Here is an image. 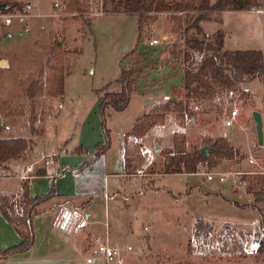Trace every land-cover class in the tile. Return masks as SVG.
<instances>
[{
  "label": "rangeland",
  "instance_id": "rangeland-1",
  "mask_svg": "<svg viewBox=\"0 0 264 264\" xmlns=\"http://www.w3.org/2000/svg\"><path fill=\"white\" fill-rule=\"evenodd\" d=\"M67 1L0 0V4H3L0 14L14 16V24L11 26H5L0 18V61H7V65L0 64V109L3 105H9L12 109L22 106L21 103L27 101L28 86L38 75L42 77V87L45 86V62L57 43L73 52L80 50L79 53H70L65 61L64 99L61 102L52 101L53 109L46 99H37L35 103L37 116H40L42 122L41 125L38 122L36 127L39 131L40 128L44 130V137L38 143L36 153L40 157L53 155L55 148L59 149L66 142H69L66 148L71 152L79 146L76 141L81 140L93 153L77 154L74 151L60 154L66 164L74 169L79 167L76 169L79 170L88 160L87 156H90L89 161L94 159V145L99 144L100 140L96 137L101 132L100 124L95 127L99 122L98 108L97 111L93 110L96 95L102 92L104 96L119 90L120 85L113 86L119 78L122 65L130 66L132 63L131 58L124 60L125 55L137 45H147L150 36L147 33L145 38L143 32L146 28L140 35L138 14L125 13L124 0H103L99 7L102 14L91 11V4L97 0H88V11L83 15L69 13ZM168 1L173 3L181 0ZM56 2L59 6L55 5ZM196 15L197 12H184V25L187 26ZM174 25L172 13L164 12L149 26V29L155 30L156 37L169 35L170 38L169 43H166V38L162 42L163 50L157 68L147 70L145 77L140 79V90L147 88L148 92L161 87L159 85H162L160 81L163 78L168 82L163 70L167 69L171 78L172 75L175 77L178 67L183 68L178 60L169 62L171 65L166 63L169 47L173 43L183 44V34L175 32ZM202 26L210 36L218 29L228 31L231 37L226 41V48L230 50L262 48L264 44L262 17L252 10L212 13L211 20L203 21ZM26 28L29 31L26 32ZM196 57L199 60L201 54L196 53ZM245 87L251 90L250 102L243 105L237 99L226 107L222 115L217 113V107L194 100H191L190 107L199 116L197 121L187 119L184 124H180L175 114L169 115L166 121L173 117L174 122L161 126L155 135L164 145L159 141L152 143L157 150H151L152 159L149 161V157L145 158L139 149L138 154L142 159L133 162L127 177L119 176L120 172L127 173L119 152V133L130 126L143 111L141 101L135 94L127 111L109 110L108 124L113 137L107 168L111 174L107 180L109 200L97 194L91 209L90 225L81 233L66 234V238L50 226L37 227L33 249L17 254L12 259H0V264H107L98 254V243L94 242L96 238L100 242L108 239L110 245L122 252V263L114 258L108 264H264V253L261 250L264 243V218L261 219L258 212L259 209L264 217V202L256 203L252 194L264 193V144L260 146L258 143L253 118L254 112H259L264 123V82L256 79L249 82V85L245 84ZM105 88L107 90L102 91ZM24 106L27 108L29 102ZM233 111H237V116L228 130L236 136L235 144L240 145L237 147L241 154L235 159L236 162L227 161L221 167L209 171L201 168L197 173L201 175L161 174V151L166 149L165 145H172L174 131H178L175 124L184 126L182 131L186 133L183 137L185 139L181 140L180 137L184 144L189 141L193 144L191 148L200 147L206 137L217 139L228 134L225 123ZM87 112H92L87 120L88 132L82 134L80 125L85 121ZM0 121L6 127L9 118L1 116ZM196 125L201 129L200 136L197 135ZM192 131L196 136L191 141ZM73 133L76 134L74 141L71 140ZM72 171L73 168L69 173ZM204 173L211 174L213 180L202 175ZM224 173H229L230 179L222 182L220 175ZM54 177L56 182L58 176H52L49 180L39 178L38 186L33 190L34 195L49 194ZM1 183L12 189L17 182L12 178ZM61 184L62 187L65 185ZM93 196L83 199L89 201ZM81 198L75 197L73 204L79 203ZM73 204V210L82 209L80 205ZM198 219L212 224L214 232L209 244L196 242L194 250L188 252ZM226 229L250 230L259 235L244 239V257L214 256L211 251L227 241Z\"/></svg>",
  "mask_w": 264,
  "mask_h": 264
},
{
  "label": "trees",
  "instance_id": "trees-1",
  "mask_svg": "<svg viewBox=\"0 0 264 264\" xmlns=\"http://www.w3.org/2000/svg\"><path fill=\"white\" fill-rule=\"evenodd\" d=\"M259 5V0H181L170 3L168 0H124V12L138 14V26L140 35L145 26H150L159 18L160 13L171 12L175 22L173 30L182 32L183 44L173 43L169 47L166 63L178 60L183 67L181 86L170 85V91L176 96L166 102L158 103L143 115L137 126L125 135L124 166L126 174H129L133 162L142 157L139 155L140 140L144 138L154 127L166 124L169 115L175 114L176 120L184 124L185 120L196 121L197 114L190 107L191 100L199 103L210 104L217 107L219 115L224 114L226 107L237 99L243 105H247L252 93L246 89L245 84L256 79L264 78V51L262 49L228 50L225 48L227 33L224 29H218L212 36L208 35L203 26V21L211 20L212 13H222L228 10L250 11ZM88 0H68L67 11L69 13L83 15L88 11ZM184 12H197L194 19L185 26ZM194 31V33H191ZM140 49L137 45L124 57L132 59L130 66L122 65L117 83L121 85L119 92L106 93L99 105L101 118V130L103 141L95 147V157L85 163L80 171L103 157L112 147V130L108 124V111L123 112L130 104L132 96L139 92V82L145 77L147 70H155L158 59L151 58L154 52L162 51L161 48ZM80 50L70 51L64 45L57 43L52 55L45 62L46 77L45 86L42 87V77L32 81L27 89L29 106L24 105L12 109L9 105H3L0 109L2 118H21L28 113V122L32 136L41 135L37 129L39 117L35 108V100L43 95L59 98L65 95L66 57L70 53H79ZM196 53L201 57L197 60ZM159 84V82H158ZM153 86H157L154 84ZM108 88V87H107ZM107 88L102 91H106ZM147 89V88H146ZM150 89V88H148ZM183 95L184 98H183ZM6 127L0 125V168L7 169V163L12 160H24L29 151L32 140L25 138H1V132ZM131 141L136 143L131 146ZM207 149L203 154L202 150ZM75 153H87L78 148ZM138 154L139 158L135 157ZM240 151L234 148L226 137L212 139L204 138L200 147L189 149L177 133L173 136V147L161 151L163 158V171L161 174H197L201 168L207 171L221 167L224 162L233 161L240 156ZM146 157V156H144ZM40 176H46L42 169ZM30 181L23 180L18 195L0 193V212L6 221L12 225L21 238V242L5 251L0 250V259H8L16 254H23L36 244L34 220L38 217V207L57 197L55 177L51 180L50 192L47 195L32 197L30 194ZM256 203L264 202V193L252 192ZM96 196L85 202L81 207H89ZM261 219L262 212L258 209ZM264 228V221L262 222ZM214 232V226L203 219H198L194 226V239L189 244L188 252H192L195 243L209 244ZM227 241L214 249V256H245L246 249L243 241L247 237L258 236L259 233L250 230L226 229ZM258 234V235H257ZM229 241V242H228ZM194 242V243H193ZM264 253V243L261 248Z\"/></svg>",
  "mask_w": 264,
  "mask_h": 264
},
{
  "label": "crops",
  "instance_id": "crops-1",
  "mask_svg": "<svg viewBox=\"0 0 264 264\" xmlns=\"http://www.w3.org/2000/svg\"><path fill=\"white\" fill-rule=\"evenodd\" d=\"M224 12H226V11H224ZM262 32H263V27H262ZM226 33H227V36L225 38V48H226L227 39L229 37H231V35L228 31H226ZM165 38L167 39V41ZM169 38H170L169 35H162V39L165 40L166 43H169ZM256 49H262L264 51V44H263L262 48H256ZM228 50H230V49H228ZM245 50H247V49H245ZM168 54H169V52H168ZM170 63H169V65H171ZM166 66H168V65H166ZM163 71H164L163 74H167L165 79L168 80V82L164 81V78H163L162 81H160V83L163 82L162 85H159L161 87H158L156 89H151L148 92H147V89H145V90L139 89L138 94H136L140 98V101H141L140 105L142 106L143 111L138 115V117L134 121H132L130 126L126 127V129H124L123 131H121L119 133V140H120V147H121L119 152L122 156V164L124 162L125 135L128 134L129 132H131V130H133L137 126L138 120L143 115L147 114L153 106H155L158 103L166 102L169 99L176 98V96L173 95V93L169 89L170 85H173V86H181L182 85L183 68L178 67V71H176L177 73L174 72L175 77H173V75H172L171 78H170V75H168L169 71L167 69L163 70ZM262 80L264 82V79H262ZM117 85H120V84H118L116 82L114 86L111 84L109 86L115 87ZM248 85H249V83H248ZM246 87H248V86H246ZM120 89H121V87H119V90L117 92H119ZM247 90H249L251 92L250 89H247ZM156 91H159V92H156ZM136 95L132 96L130 104L127 107V109L130 107V105H131V103H132V101ZM64 97H65V95L62 97H59V98H53V97H48L46 95H43L37 99H46V101L49 102L51 109H53L54 104L52 101L57 100V101L61 102L64 99ZM102 98H103L102 92H100L99 95L98 94L96 95V101H95V106H94L93 110L97 111V108H98V112H97L98 114H99V105L101 103ZM148 98L151 100H149ZM36 100H35V103H36ZM26 103H28V99L26 102L21 103V104L26 105ZM127 109L125 111H127ZM52 112L49 115H51ZM91 113L87 112L85 114V116H84L85 121H83V123L80 125V126H82V129H81L82 134H84L85 132L86 133L88 132V130L86 129L89 126V124L87 125V120H89ZM95 117H96V115H95ZM0 118H1V113H0ZM197 118L199 119V116H197ZM198 119H196V121ZM173 120H174L173 117H169V121H166V124L168 122H174ZM9 121H11V122H9ZM9 121H7L6 128L1 132V138H3V139L25 138L27 140H32L33 144L31 145L29 151L27 152L26 158L24 160L9 161L7 163V167H8L7 169L0 168V193L8 194V195H18V193L21 189L22 181L28 179L30 181V185H29L30 186V194L32 197H37L36 195H34L33 190H35V188L38 186V179L44 178L46 180H49V178L52 176H58L57 177L58 179L55 182L56 183L57 197L38 207L39 215L34 220V229H35V234L37 235V233H36L37 227L41 228L44 226H50L52 229H54V231L56 233H58V234L61 233L62 235H64V237L67 238L68 235L56 230L55 222H56L61 210L64 207H67V206L71 207L72 206L73 202L75 201V199H74L75 197L81 196L82 198L80 199L79 203L73 204L74 206H77V205L82 206L85 202L88 201V200L87 201L84 200L83 198H85L86 196H91V195L96 196L97 194H100V195L102 194L104 196L105 200H109V198L107 197V195H108L107 194V180L110 179V176H111V174L107 172V168L109 167V158H108L109 151L103 157H101L99 160L95 161L93 164L86 167L83 171H80V169L76 170L79 167L74 169V167H71L68 164H66L63 161V159L61 158L60 154H62L63 152H66L67 154L73 153L78 148H82V149L86 150L87 154L93 153L91 151V148L88 145H85V143L81 142V140H78L76 142H78L77 144H79V146L75 149H72V151L70 152L66 148L69 142H66L59 149L55 148V151H56V149H57V151L56 152L53 151V155H45V157H40V156H38V152L36 153V149H37L38 143H40V140L44 137V130L40 128V130L42 131L41 135H37V136L31 135L30 129H29L30 128L29 122H28V113H26L25 117L9 118ZM2 123L3 122L0 121L1 126H2ZM41 123L42 122L40 121V118H39L38 124L41 125ZM98 124H100V127H101L100 116H99V122L95 125V127L98 126ZM78 126H79V124H78ZM163 126L164 125H162V127ZM198 126L199 125H196V127H197L196 129L198 132L197 135L200 136L202 133L200 131L201 129H198ZM182 127H184V126H179L178 124H175V129H177L178 131H174V134L177 133L179 138L181 137L182 138L181 140H184L185 138H183V137L186 133L184 131H182V130H184V128H182ZM109 128H110V126H109ZM159 128H161V126L154 127L144 138H142L140 140L141 152L144 154V156H146L145 158L149 157L148 161L152 159L151 150H157L156 147L152 146L154 144V142L155 141L162 142L158 137H155L156 130H158ZM76 130H77V128H75V131ZM227 130H228V128H227ZM195 134L196 133L193 132V136L190 138L191 141L194 140ZM98 135H99V137H98ZM98 135H96V137L100 139L98 141V143H100L103 141L102 130ZM72 136L73 137L71 138V140L74 141V138H76V134L73 133ZM224 136L229 140V142L231 143V145L234 148L238 149L240 147V145L235 144L236 136L231 135L229 133V130H228V134L224 135ZM153 139H154V141H153ZM135 143H136V141L130 140L131 145H134ZM186 144H187V147L189 149L193 145V144L191 145V143L189 141H187ZM163 145H164V143H163ZM237 146H239V147H237ZM94 147H96V145H94ZM172 147H173V143H172V145H165V148H172ZM53 149H54V147H53ZM94 153H96V152L94 151ZM87 158H88V160H86V163L89 162L90 156H87ZM236 160H234V161L236 162ZM161 163L163 164V161ZM30 166L33 168V171L27 172V168ZM60 167H61V169H60ZM72 168H73L72 173H69V170ZM42 169L46 170L47 175L42 176V177L37 176L38 172ZM60 170H62V171H60ZM34 174H37V175L35 176ZM182 175H185V174H182ZM195 175H200V174H195ZM119 176L120 177H127L129 175L125 174L124 172H120ZM12 178L17 182L16 185H14L12 189H8L6 186H2L1 182H5V181L12 179ZM61 183L65 184V185H63V187H62ZM60 185H61V189H60ZM118 193H120V191ZM96 200H97V198H95L94 202ZM94 202L92 203L91 206L82 208V210L86 211L87 217L89 218V220L92 217L91 209L93 208ZM86 229H84V230H86ZM81 232H79V233H81ZM107 241L109 242L108 239H107ZM20 242H21V238H20L19 234L17 233L16 229L6 221V219L3 217L2 213L0 212V250L5 251V250H7L13 246L18 245ZM14 257H16V256L14 255V256L10 257L9 259H12Z\"/></svg>",
  "mask_w": 264,
  "mask_h": 264
},
{
  "label": "built area",
  "instance_id": "built-area-1",
  "mask_svg": "<svg viewBox=\"0 0 264 264\" xmlns=\"http://www.w3.org/2000/svg\"><path fill=\"white\" fill-rule=\"evenodd\" d=\"M34 1V0H32ZM103 4V0H97L95 3H92L90 8L91 11H93V13L96 14H102L103 12L99 11V7H101V5ZM56 6H59V3L56 2L55 3ZM252 11H255L257 13H259L262 17V27H263V32H264V0H259V5L253 7ZM0 18H2V21L4 23L5 26H11L14 24V16L10 15V14H0ZM146 28V29H145ZM144 35L145 38L147 37V33L149 34V38H148V43L147 45H143V43L140 45V49H145V50H149L148 48H161L163 50L162 46V36L161 38L156 37L155 35V30L154 29H149L148 26L144 27ZM148 29V31H146ZM26 32L29 31L28 28H26L25 30ZM20 34H22V32H20ZM158 52H154L153 55H151V58H156L155 54L157 56ZM162 54V51L160 52V55ZM157 56V57H160ZM237 116V111H233L231 112V116L229 119L226 120L225 126L227 128H230L233 126V119L236 118ZM33 168L30 166L27 168V172H32ZM201 175V174H200ZM204 176H207L208 179L211 181L213 180V176L211 174H202ZM230 179V174L229 173H224L220 175V181L225 182L227 180ZM90 222H89V218L87 217V213L86 211L82 210V209H78V210H73L72 207H64L56 222H55V227L62 233L64 234H75V233H79L82 230L86 229L89 226ZM94 242L98 243L97 245V251L98 254L101 255L106 261L107 264L112 261L114 258H117L119 263L123 262V255L120 249L113 247L112 245H110L109 242H100L98 240V238H96L94 240Z\"/></svg>",
  "mask_w": 264,
  "mask_h": 264
},
{
  "label": "water",
  "instance_id": "water-1",
  "mask_svg": "<svg viewBox=\"0 0 264 264\" xmlns=\"http://www.w3.org/2000/svg\"><path fill=\"white\" fill-rule=\"evenodd\" d=\"M3 7V4H0V10ZM1 65H7V61L6 60H1L0 61ZM253 118L256 124V132H257V136H258V143L260 146H263L264 144V123H263V117L261 115V113L259 112H254L253 114ZM4 125V123H2V126ZM159 150V148H158ZM203 154L207 153V149H203L202 150Z\"/></svg>",
  "mask_w": 264,
  "mask_h": 264
}]
</instances>
